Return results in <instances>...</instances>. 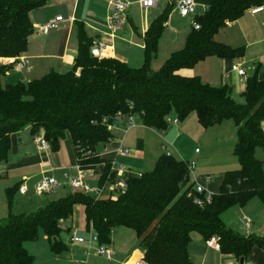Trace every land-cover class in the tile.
<instances>
[{"label": "trees", "instance_id": "trees-1", "mask_svg": "<svg viewBox=\"0 0 264 264\" xmlns=\"http://www.w3.org/2000/svg\"><path fill=\"white\" fill-rule=\"evenodd\" d=\"M47 2L0 0V57H17L27 50L34 31L30 14ZM262 4L264 0H211L208 9L194 17L200 28L192 26L183 47L159 68H153L152 61L166 29L168 7L144 34L140 67L92 54L93 38L82 21L75 22L79 46L70 70L4 84L2 77L11 66L0 64V162L8 160L11 134L29 126L32 135L43 130L53 151L69 133L80 164L104 163L103 180L110 173V160L97 147L106 142L110 131L102 120L117 112L137 115L144 126L158 131L169 127L168 116L185 120L195 113L204 129L233 119L237 127L234 154L239 160L238 168L223 173L211 200L202 203L197 197L204 194L196 192L194 182L185 187L191 163L167 153L158 157L151 171L130 176L127 189L116 197L96 198L73 190L37 211L15 213L14 198L20 187L15 183L6 189L8 214L0 220V264H35L24 242L37 239L39 229L52 252L66 250L60 239L61 221L70 219L78 204L85 208L87 229L96 231L100 243L110 244L118 227L134 230L149 264H194L189 254L192 232L205 240L216 238L220 251L238 260L246 259L254 246L264 247V236L234 231L222 217L253 198L264 205V164L255 154L258 147L264 149V78L257 72L247 77L240 102L233 97L231 85H212L198 75L184 74L210 56H244L243 46L217 41L215 34Z\"/></svg>", "mask_w": 264, "mask_h": 264}, {"label": "crops", "instance_id": "crops-1", "mask_svg": "<svg viewBox=\"0 0 264 264\" xmlns=\"http://www.w3.org/2000/svg\"><path fill=\"white\" fill-rule=\"evenodd\" d=\"M113 1L114 0H48L44 6L32 10L30 17L34 31L29 37L27 50L22 53V55L29 59V66L23 68L21 71H17L10 65L11 67L2 77L3 83L14 84L19 81L28 82L53 70L58 72L70 70L74 64L79 46L75 28L76 21L84 22L88 35L93 38V44L90 48L92 54L99 57L118 58L127 62L132 67H137L144 63V34L148 30L151 22L162 14L167 7L170 8L169 18L166 23V29L158 45V52L160 53L163 43L165 40L167 41L166 50H164L165 59L168 58L173 51L183 47L185 38L192 29V23L184 32L183 30H177L175 28L174 30L177 33L175 32V35L170 38L171 34L169 32L174 28L173 20L178 13L171 4H169L168 0H157L154 5L148 8L141 5V0H130L131 4L127 2L126 9L123 12L125 18L124 24L120 28L114 30L111 28L108 21L109 15L114 9ZM195 1V12L188 16L195 17L196 15L203 14L211 4V0ZM161 2L163 3L162 5ZM135 4L143 8L144 12L148 15L151 10H154L152 16L147 15L144 21H141L140 27H138L131 18V13ZM250 9L237 20L228 22L222 28L223 32L215 36L217 41L227 43L232 47L243 46L245 48L244 56L233 58L210 56L198 62L192 69L185 70L184 74L189 76L198 75L204 82L212 85L229 84L234 87L236 83L238 88H240V93L245 89L247 77L251 76L253 73L257 72L260 78H264V11L252 13ZM155 14L158 15L154 18ZM60 15L63 19L57 28L50 29L46 33L39 30V26L54 20L55 17ZM178 16L181 18L188 17H182L179 14ZM178 32H181L179 36L177 35ZM97 41H103L105 43V49L102 55H98L95 47V42ZM9 60L10 58L0 57V64L9 65ZM233 64H238L243 68L246 72V76H240L236 71L232 70ZM239 83L242 85L240 84L239 86ZM193 117L194 118L188 117L185 120H179L177 124H170L165 131H158L144 126L139 116H137V121L141 123L140 125L152 131L157 138H161V148L167 149L166 144L174 146L178 154V156H175L191 163L190 160H192L194 153H200L199 149L195 148L194 145L202 136L203 129L196 115ZM138 123H136V125H139ZM37 134H44L43 130H40ZM29 135L32 137L29 126L19 132L11 134V149L8 160L6 162H0V178L3 174L6 175V180L4 181V186H6L5 189L8 188L9 183H19V192L22 195H27L31 185H33V183L36 184L43 175H52L57 179H59V176L63 177L59 179L62 184L50 192H46L49 195L57 188L64 187L65 189L68 187V192L60 189L54 197L52 196L57 199L73 191L68 184V180L79 173L86 176L85 179L87 178L86 181L89 184H98L104 171V163H100L102 168H99V163L87 165L80 164L72 139L70 142H67L68 144L66 143V148L64 150L61 148L58 151H53L52 149L43 151L38 145L36 150H34V146L30 143L31 137ZM141 135L144 136V138H138L135 148H129V154L120 156L128 157V155H142L149 134L145 131L141 133ZM160 153L169 154L170 152L162 150ZM112 154L114 155L113 152ZM171 154H173V152H171ZM120 156H118L117 159ZM112 158L113 157L109 158V160ZM123 162L128 169L140 173L144 172L140 171L139 167L135 166L133 163ZM194 165V169H196V164L194 163ZM207 174L210 175V173H202L199 176H201L203 180V176ZM210 176L212 180V175ZM211 180L209 182H204V180L202 183L198 182L207 187V185L211 183ZM21 188L23 190H21ZM240 218H242V216ZM254 222L255 221L252 219L250 228H253ZM61 225L62 228L67 226L69 232L72 227L78 228L81 236H83L81 231L88 233L89 229H87L86 226L84 206L81 204L76 205L73 216L68 220L61 221ZM242 234H257L264 236V223L257 231L249 234L247 232ZM130 237V232H128V234H119V232H116V229L113 231L110 246L114 251V255L111 260H114L116 264H133L136 259L144 256L145 247L143 244H141L138 239L139 245L135 248V242L129 241ZM72 245H81V243H72ZM189 254L194 264H240V260L234 255L223 254L220 250L208 246L206 240L198 232H192L191 234ZM81 264L85 263L83 262ZM244 264H264V247L254 246L248 257L244 259Z\"/></svg>", "mask_w": 264, "mask_h": 264}, {"label": "rangeland", "instance_id": "rangeland-1", "mask_svg": "<svg viewBox=\"0 0 264 264\" xmlns=\"http://www.w3.org/2000/svg\"><path fill=\"white\" fill-rule=\"evenodd\" d=\"M124 1L130 2V0H124ZM162 4L163 3L161 2V5ZM171 9L173 10L172 7ZM153 13L154 10H151L149 15L152 16ZM158 14H155L154 18ZM147 15L148 14L144 12L143 8H141L136 4L134 5V9L131 13V18L132 21L138 27L141 26V21H144ZM193 21H194L193 16H188L187 18H181L177 14V16L173 20L174 28L169 32L171 34L170 38L175 35L176 32L174 30L175 28L177 30H183L184 32L186 29H188L189 25L193 23ZM221 32H223L222 28L215 34V36ZM180 33L181 32H178L177 35L179 36ZM166 44L167 41L165 40V42L162 45L163 47L161 49V52L160 53L158 52L157 58H155L152 61L153 68H159L167 59L164 58V50H166ZM142 64H140L139 66H141ZM240 84L241 83H239V86ZM239 89L240 88H238V86L235 83V86L233 87L232 95L237 101L243 102L244 98L241 96ZM193 116H195V113L190 114L189 117L194 118ZM134 119L136 123H138L137 116H134ZM138 124L139 125H136L133 128H131L123 136L124 139L123 145L131 149L135 148V144L138 138H144V136H142L141 133L146 131L149 134V137H147L146 145L144 147V153L139 156H133V155H128V157L120 156L117 159V162L122 163L124 166L125 164L123 161H125L126 163L128 162L133 163L135 166L139 167L140 171L145 172L154 169L155 163L161 154L160 151L162 150L163 151L166 150V152L169 151L170 152L169 154L173 152L172 155L178 156L174 146H170L169 144H166L167 149L161 148V143H162L161 138L160 137L157 138L152 131L140 125L141 123ZM263 130H264V123H263ZM121 134L123 133H121L120 131L117 133V135L119 136ZM201 135L202 136L199 138V140L196 141L197 143H195L194 145L195 148L199 149L200 153L198 154L194 153V155L192 156V160H190L191 162H194L196 164V169L193 170L194 172L192 174V177L190 176L191 180H189L186 183L185 187L187 188L192 184L193 177L195 178L196 176L197 181L202 183L203 180L199 175L202 173L203 174L210 173V175H212V180L211 183L208 184L206 187L207 189L206 193H215L219 189V186L223 178V173L227 170H232L239 167V160L237 156L234 154V147L237 141V127L233 119H227L220 124L211 126L206 129L203 128ZM33 137L34 136L32 135V137L30 138L31 139L30 143L32 146H34V150H36V147L38 146L34 142ZM70 140H71L70 134L66 133L65 137L60 142V147L58 150H60L61 148H63L64 150L66 148V143L70 142ZM111 145L112 146L110 147H113V144ZM97 150L102 152L103 155L102 157L104 158L109 159L111 157H114L112 152H104V146L102 144L97 147ZM255 154L261 161H263L264 164V149L258 147L256 149ZM98 166L99 168L100 167L102 168V165L100 163L98 164ZM5 177L6 175L3 174L0 178V220H4L8 214L7 203H6L7 201V195L5 189L6 186H4L5 183L4 181L6 180ZM58 178L61 179L63 177L58 176ZM8 185L11 186L13 185V183H9ZM35 187L36 184L33 183L27 195H22L19 191L15 194L14 204H13L14 206L13 211L15 213L29 214L31 212L37 211L41 207L45 206L49 201L55 199L53 197L58 193L60 189L65 190V192H68L69 190L68 187H66L65 189L64 187L57 188L54 192L48 195V193L45 194L37 193ZM241 216L242 217L248 216L252 218L255 221L253 228L250 229L245 228L241 222V218H240ZM222 217L223 219H225L227 226H229L232 230L240 233L247 232L249 234L251 232L257 231L258 228L262 227V224L264 223V205L258 198H253L244 207L236 206L227 210L224 214H222ZM133 231L130 230V228L123 226L118 227L116 229V232L117 233L119 232V234L120 233L128 234V232H130L131 237L129 241H134L136 248L138 247L139 242L136 233ZM81 234L85 238L89 237V232L87 233L81 231ZM60 239L67 246V249L62 252H52L50 247V242L45 236L44 231L42 229H39L37 239L25 241L24 246L32 255H34L35 264H78V263L81 264L83 262L85 264H116L114 260L107 259L103 256L95 254L94 252H92L89 255V257H87V247L85 244L81 243V245H72V242L69 241V229L67 228V226L63 227L60 233Z\"/></svg>", "mask_w": 264, "mask_h": 264}, {"label": "built area", "instance_id": "built-area-1", "mask_svg": "<svg viewBox=\"0 0 264 264\" xmlns=\"http://www.w3.org/2000/svg\"><path fill=\"white\" fill-rule=\"evenodd\" d=\"M169 4L174 8V10L182 17H186L195 12L196 1L195 0H168ZM157 0H141V5L145 8H148L154 5ZM114 9L112 13L109 15L108 21L112 29L120 28L124 22L125 18L123 16V12L126 9L127 2L124 0H114ZM252 13H258L264 11V4L255 6L250 9ZM63 17L57 16L54 20L48 21L45 24L39 26V30L42 32H48L50 29L57 28L59 23L62 21ZM192 26L195 29L200 28V24L196 21L192 23ZM95 47L97 49L98 55H102L105 49V43L103 41L95 42ZM99 57V56H98ZM10 58L9 65L12 66L13 69L17 71H21L23 68L29 66V59L20 54L17 57H7ZM232 70L236 71L240 76L245 77L246 72L243 68H241L238 64L232 65ZM167 122L169 124H177L179 122V118L176 116H168ZM102 123L107 124V128L110 131V136L103 143L104 152H113L114 157L110 159V173L106 178L100 180L98 184L91 185L89 184L85 176L82 173H79L76 176L69 178L68 184L71 186L73 190L82 191L86 194H91L96 198H107V197H116L119 194L123 193L127 189V182L130 176L141 175L140 172H135L131 169L126 168L122 163L117 162V157L120 155H127L130 153V149L123 145L124 139L123 136L134 126H136V121L134 119V114H127L123 112H117L111 119L104 118ZM121 132L120 136L117 135L118 132ZM34 142L39 146V148L43 151L49 150L50 145L44 134H34L33 135ZM111 144H114L113 147H110ZM198 151V150H197ZM101 156L102 152L98 151ZM194 163L190 164V176L192 177L194 170ZM111 172H114L111 173ZM191 180V178H190ZM204 182H209L211 180V176L209 174L203 176ZM193 182L195 190L198 194H204L203 198L197 197L199 203L204 201H210L212 198V193H206V187L204 184H200L197 181V177H193ZM62 182L52 175H43L40 180L36 183L35 190L39 194H43L46 192H50L56 187L60 186ZM21 190H23L21 188ZM241 222L245 228L249 229L252 225V218L248 216H243L241 218ZM89 237L85 238L79 234V230L76 227H72L69 232V241L72 243H85L87 247V257L94 252L97 255L103 256L107 259H112L114 255V251L111 248L110 244H103L99 242L98 234L95 230L90 228L88 230ZM208 246L220 250V245L216 238L212 237L206 240ZM133 264H149L142 257L136 259Z\"/></svg>", "mask_w": 264, "mask_h": 264}, {"label": "water", "instance_id": "water-1", "mask_svg": "<svg viewBox=\"0 0 264 264\" xmlns=\"http://www.w3.org/2000/svg\"><path fill=\"white\" fill-rule=\"evenodd\" d=\"M240 264H244V258L240 259Z\"/></svg>", "mask_w": 264, "mask_h": 264}]
</instances>
